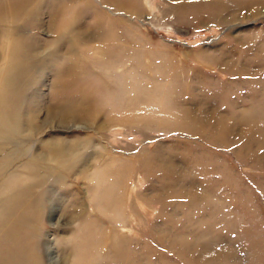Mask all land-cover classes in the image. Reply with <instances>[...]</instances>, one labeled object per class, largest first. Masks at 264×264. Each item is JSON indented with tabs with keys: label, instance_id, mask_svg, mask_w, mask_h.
I'll use <instances>...</instances> for the list:
<instances>
[{
	"label": "rangeland",
	"instance_id": "rangeland-1",
	"mask_svg": "<svg viewBox=\"0 0 264 264\" xmlns=\"http://www.w3.org/2000/svg\"><path fill=\"white\" fill-rule=\"evenodd\" d=\"M0 264H264V0H0Z\"/></svg>",
	"mask_w": 264,
	"mask_h": 264
}]
</instances>
